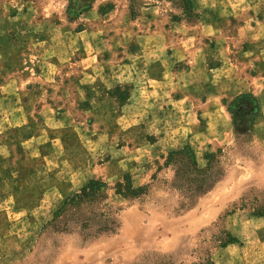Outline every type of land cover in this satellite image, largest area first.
<instances>
[{
    "label": "rangeland",
    "instance_id": "1",
    "mask_svg": "<svg viewBox=\"0 0 264 264\" xmlns=\"http://www.w3.org/2000/svg\"><path fill=\"white\" fill-rule=\"evenodd\" d=\"M175 1L94 0L89 10L73 17L66 12V0H0V196L28 209L26 216L33 221L26 229L24 256L17 258L16 244L8 236L4 241L10 254L0 255V264H194L204 249L210 250L215 264L263 262L264 247L253 236L264 233V219L254 214L264 209L262 84L246 91L259 104L252 127L247 115L240 114L237 129L231 118L227 142L193 151L199 168L207 165L206 155H214L223 177L190 209L177 213L175 195L158 183L143 201L127 202L113 193L112 186L124 173L134 186L151 181L153 173L158 179L170 174L166 168L157 172L170 150H161L155 142L163 126L167 132L181 123L185 111L182 98L176 99L183 95L181 71L189 64H171L164 76L158 74L151 91L135 95L133 88L147 85L148 60L153 56L146 31L153 27L182 36L196 21L195 4L187 14ZM109 3L111 10L100 14L99 6ZM196 6L220 30L211 29L198 44L208 46L216 35H224L230 57L241 54L253 40L237 35L239 24L246 20L254 25L264 17V0H210ZM240 9H249L250 15ZM186 91L195 97L188 98L195 101L192 108L206 93L197 84ZM234 97H222L225 108ZM204 120L198 116L196 128H204ZM150 122L154 125L149 130ZM179 134L176 130L170 136ZM90 179L107 183L106 203L120 207V226L116 233L84 242L73 230L60 232L72 229L76 210L52 219L63 201ZM55 194L56 204L35 209ZM186 212L203 213V220L181 232L183 218L181 222L175 216ZM157 213L168 218L165 223L159 225ZM229 214L235 216L232 222L244 219L241 232L247 237L238 239L240 250H223L212 241L219 218L234 235L225 223ZM7 215L13 216L0 218ZM107 236L114 241L111 247L97 249V240Z\"/></svg>",
    "mask_w": 264,
    "mask_h": 264
},
{
    "label": "crops",
    "instance_id": "2",
    "mask_svg": "<svg viewBox=\"0 0 264 264\" xmlns=\"http://www.w3.org/2000/svg\"><path fill=\"white\" fill-rule=\"evenodd\" d=\"M209 1L210 0H191L192 5L194 6L195 4L194 11L197 13V18L194 24L188 28V31L182 33V36H174L167 31H162L153 27L144 34L145 36H149V54L153 57L148 60L149 72H147L146 75L147 85H135L133 94L138 95L141 94V92L146 93L154 89V82H156L157 78L160 76H158V74L160 73L164 76V72H169V69L172 68L171 64L175 62L189 64L181 71L184 79L183 95L181 93L176 99L178 101L182 98L183 108L181 110L185 111V113L181 114V123L179 125L173 126L170 129L167 128V132L166 127L163 126L164 131L162 132V136L159 135L157 142H155L159 143L161 150H173L180 146L189 145L196 153L198 152L197 149L201 148L203 145L209 147L224 142V140L227 142L228 129L232 123L230 114L222 102V97H234L241 92L253 91L251 88L256 84H262L260 95L261 97L264 96V83H262L264 81V62H262V60H264V17H259L254 25L248 24L246 20H243L239 24L236 29L237 35L241 38L249 35L253 40H250V45L244 48L241 54L230 57V46L226 40L227 37L224 35H216L213 39L214 43L208 46L204 43L198 44V41L204 40V38L210 34L211 29L218 32L220 31L216 28V21L208 20L206 15L203 14L204 9L196 6L199 2L209 3ZM240 10L243 11L242 13H245V16L248 14L250 15L249 9ZM209 16H211V14ZM213 58L216 61L210 63ZM258 61H261L263 64ZM252 69L254 71L251 72ZM253 82H255V84H253ZM195 84L201 88H205L206 93L203 100H200V104H197L196 108H192L193 104L191 105V102L194 103L195 101L193 99V101L188 100V98L195 97L188 94L189 92H187L186 89L189 90L190 87ZM198 116H203L205 118L204 128H196ZM153 125V122L147 125L149 130ZM213 127H216L217 130H211ZM176 130L180 133L178 135L179 138L182 136L183 139L180 140L179 138L170 136V133ZM178 139L180 141H178ZM68 181L74 186L72 178H69ZM6 187H8V185ZM1 191L2 193L6 192L4 189ZM7 198V195L0 196V214L4 216L7 213H12L13 216L9 217V215H7L3 220L0 218V255L7 257L10 254L8 248H6V241H4L6 237L10 236L9 239L12 243L16 244L14 252L18 254V258L24 256L25 249L22 245L27 241L25 234L26 229L27 227H31L33 221L26 216L28 209L23 206L15 207L14 202L9 201ZM58 198L59 195H51L47 200H41L42 203L35 206V209L38 211L50 207L57 203ZM187 214L186 212L175 216V218L180 219L181 222L183 218L184 223L181 225V232H187L192 227L198 225L200 220H203V213H196L191 216H187ZM157 217L159 218V225L165 223V220L168 219L165 215L160 213H157ZM234 218L235 216L233 214L227 215L225 223L237 239L244 241V239H246L245 237H247L246 234L241 232V225L244 224V219H242V222L236 223L231 221L234 220ZM255 219H264V215L256 216ZM13 227L17 228L16 232L11 231ZM20 231L22 233L19 236ZM253 236L260 242V245L264 247V233L257 231L253 233ZM28 240H31L30 237ZM98 241L100 242L95 245L98 247L97 249H108L114 243L109 236L101 238L97 240V242ZM119 241L118 239L117 243ZM242 247V244L234 242L228 243L223 247V250L229 248L231 250H240ZM115 251H118V249ZM249 264H264V257L261 263Z\"/></svg>",
    "mask_w": 264,
    "mask_h": 264
},
{
    "label": "trees",
    "instance_id": "3",
    "mask_svg": "<svg viewBox=\"0 0 264 264\" xmlns=\"http://www.w3.org/2000/svg\"><path fill=\"white\" fill-rule=\"evenodd\" d=\"M66 2V12L76 17L78 14L89 10L94 0H66ZM175 4L187 14H191L193 11L191 0H176ZM112 7L113 5L109 3L99 6L98 11L100 14H105ZM227 110L232 118L235 129L240 126L237 122L240 114L247 115L250 127H252L255 117L259 112V104L257 98L252 93L243 92L233 98ZM206 157L208 159L207 165L204 168H199L195 154L189 145H184L180 149L170 150L162 157V163L157 166V172L163 168L170 171L167 178L158 179L156 178V173H153L150 176L151 181L134 186L130 175L124 173L122 179L112 186L113 193L127 202L143 201L150 194L152 186L158 183L162 190L175 195L177 213L183 212L190 209L199 197L210 191L223 177V170L219 169L216 165L217 160L216 162L214 161V155H206ZM108 189L109 187L105 181L90 179L77 192L63 201L62 205L54 212L52 221H55L56 218L60 217L68 209H73L76 210L77 215L73 218L72 229L64 227L60 229V232H70L73 230V233L81 240H84V242L92 241L102 235L116 233L120 226L118 219L120 207L113 208L106 203ZM254 214L263 215L264 209L255 211ZM50 225L55 224L51 223ZM213 225L215 232L212 234V241L215 246L224 247L228 243L238 242L237 237L232 235L222 225L220 218ZM198 252V262L194 264H215L211 258L209 249ZM141 264L146 263L142 262Z\"/></svg>",
    "mask_w": 264,
    "mask_h": 264
}]
</instances>
